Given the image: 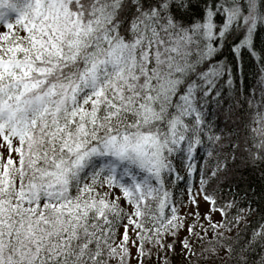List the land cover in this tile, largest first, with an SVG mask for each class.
Returning a JSON list of instances; mask_svg holds the SVG:
<instances>
[{"label":"snow or ice","instance_id":"obj_1","mask_svg":"<svg viewBox=\"0 0 264 264\" xmlns=\"http://www.w3.org/2000/svg\"><path fill=\"white\" fill-rule=\"evenodd\" d=\"M0 264H264V0H0Z\"/></svg>","mask_w":264,"mask_h":264}]
</instances>
